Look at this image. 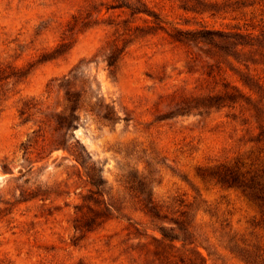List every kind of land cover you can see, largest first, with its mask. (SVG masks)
Listing matches in <instances>:
<instances>
[{"label":"rangeland","instance_id":"obj_1","mask_svg":"<svg viewBox=\"0 0 264 264\" xmlns=\"http://www.w3.org/2000/svg\"><path fill=\"white\" fill-rule=\"evenodd\" d=\"M260 170L264 0H0V264H264Z\"/></svg>","mask_w":264,"mask_h":264},{"label":"trees","instance_id":"obj_2","mask_svg":"<svg viewBox=\"0 0 264 264\" xmlns=\"http://www.w3.org/2000/svg\"><path fill=\"white\" fill-rule=\"evenodd\" d=\"M259 173H262L264 176V170H260ZM258 176L262 177L260 174ZM247 178H250V179H248L247 183L245 185L241 184L239 186L244 187V189L248 192V194L251 198L258 199L260 201H264V182L261 183L260 181H258L257 187H255L253 185V181H251V180H254L255 176L251 172H248L246 179ZM233 183H234V181H233ZM234 184H238V183L236 182Z\"/></svg>","mask_w":264,"mask_h":264}]
</instances>
